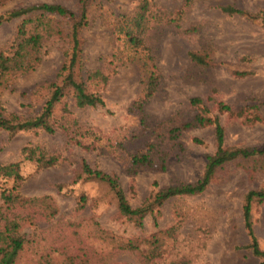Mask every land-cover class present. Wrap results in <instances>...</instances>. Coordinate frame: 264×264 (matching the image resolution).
<instances>
[{"label": "rangeland", "instance_id": "1", "mask_svg": "<svg viewBox=\"0 0 264 264\" xmlns=\"http://www.w3.org/2000/svg\"><path fill=\"white\" fill-rule=\"evenodd\" d=\"M144 1L147 30L132 47L124 32L134 31L131 18ZM44 3L77 20L85 10L75 76L104 105L78 108L65 89L52 133L0 131V166L15 164L22 176L17 184L0 179V207L3 192L24 202L3 206L25 240L15 264H257L242 208L249 191L264 188V155L223 165L204 192L168 199L140 221L120 215L107 186L81 167L114 176L137 208L161 188L201 178L216 149L215 126H181L202 111L222 127L224 147H263L264 122L256 117H264V21L250 15L264 13V0H5L0 15ZM225 6L246 15H229ZM29 16L32 30L36 14ZM26 17L0 23V51L13 52ZM72 22L44 15L40 62L0 78L3 117L36 116L52 84L62 85ZM95 73L102 77L90 78ZM193 98L202 106H192ZM148 150L153 166L128 173L131 157ZM50 158L55 163L46 166ZM251 222L264 250V200L252 204Z\"/></svg>", "mask_w": 264, "mask_h": 264}, {"label": "trees", "instance_id": "2", "mask_svg": "<svg viewBox=\"0 0 264 264\" xmlns=\"http://www.w3.org/2000/svg\"><path fill=\"white\" fill-rule=\"evenodd\" d=\"M4 1L5 0H0V4ZM221 10L229 15H246L245 12L230 6L222 7ZM146 11L147 3L145 1L140 2L135 16L131 18L134 31L127 27L124 32L127 42L132 47H138L142 44V35L147 30V24H145L147 22V17L145 16ZM32 14H36V23L38 25L33 27L32 30H28L26 28L27 24L33 22V19L31 16H29ZM44 15H56L61 18L67 17L73 20L70 34V53L63 66L59 70L60 76L62 77V85L52 84V90L48 99L44 103L40 112L34 117L22 119L15 115L3 117L0 114V131H5L10 134L31 130H42L47 133H52L53 129L50 125V119L53 115L56 104H58L63 99L65 89H68L72 93L74 104L78 108L104 105L102 97L88 93L84 83L79 82L75 76L77 63L80 59L78 33L82 26L83 18L85 17V10H82L80 19L78 20L64 7L46 3L7 11L0 15V23L28 16L23 18L17 28L13 52L7 54L6 52L0 51V78L5 80L8 77L18 73H27L33 70L40 62V57L38 56V49L40 47L41 39L39 28L41 25H43L42 21L44 19ZM250 17L261 18V20L264 21L263 12L251 14ZM190 57L198 64L204 63V59L200 56L191 54ZM96 77L102 76L100 73L90 75V78ZM202 103L203 101L200 98H193L190 100V104L197 108L202 106ZM222 107L227 111L230 109L228 106ZM203 113L204 111L198 113L193 120L181 126L182 128L192 126H207L210 124L215 126L216 149L213 154L207 156L203 175L197 182L193 184H180L177 186L161 188L152 196L149 202L137 208H132L126 199L118 180L114 176H110L99 170H93L86 163H83L81 167L83 175H85L87 178L95 179L107 186L115 198L117 210L120 215L128 219L140 221L147 214L152 213L154 208L161 207L168 199L179 196H194L204 192L211 182L215 171H217L223 165L238 158L247 159L256 155H264V146L261 148L251 149L224 147V133L222 127L218 123L217 119L212 120L206 117ZM256 120L264 122V117H256ZM150 156L149 150L140 155L132 156L128 173H136L138 167H152L153 160ZM37 161L40 162L41 160L38 159ZM54 163V158H50L49 160H46L45 165H53ZM2 178H12L16 184L22 181V176L18 172L15 164L0 166V179ZM17 199H19L18 195L13 196L11 192H3L1 194L2 206L0 207V264H15L18 259V255L24 246L25 240L19 235L20 224L11 218L4 216L5 210L7 211V209H11L14 205L24 203L21 199L19 204H15L17 203ZM263 200L264 188L261 190L249 191L245 196L244 205L242 208L243 225L247 237L249 238V244L247 248L251 251L252 256L257 260V264H264V250L259 248L257 239L254 235V229L251 222V206L254 202H261ZM3 206H5V208L7 207V209L3 208Z\"/></svg>", "mask_w": 264, "mask_h": 264}]
</instances>
